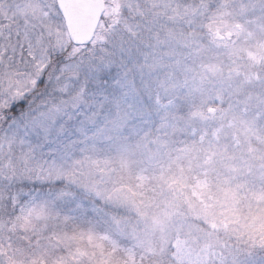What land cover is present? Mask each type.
<instances>
[{
    "label": "snow or ice",
    "instance_id": "1",
    "mask_svg": "<svg viewBox=\"0 0 264 264\" xmlns=\"http://www.w3.org/2000/svg\"><path fill=\"white\" fill-rule=\"evenodd\" d=\"M0 264H264V0H0Z\"/></svg>",
    "mask_w": 264,
    "mask_h": 264
}]
</instances>
